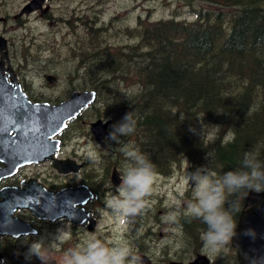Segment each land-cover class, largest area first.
I'll list each match as a JSON object with an SVG mask.
<instances>
[{
	"label": "flooded vegetation",
	"instance_id": "1",
	"mask_svg": "<svg viewBox=\"0 0 264 264\" xmlns=\"http://www.w3.org/2000/svg\"><path fill=\"white\" fill-rule=\"evenodd\" d=\"M88 1L73 0L68 6L65 0H0V42L2 39L7 41L6 49H0V77H5L11 82L12 73L8 70L11 66L22 91L36 104L48 103L51 106H58L71 99L75 92L96 93V100L94 97L77 117L68 120L64 127L62 124L55 126L56 133L48 141L39 142L40 149H45L39 151L41 161L22 164V147L18 143L17 131L11 130L8 135L6 127L0 128V211L13 209L11 217L26 223L25 229L28 231L20 232L16 236L0 234V264H25L23 256L16 253L23 252L22 242L28 243L39 237H46V243L54 244L50 249V254L54 257L52 264H63L65 250L82 249L87 240L93 237L103 241L106 246H112L116 242L124 243L131 249L132 254L139 258L135 264H190L198 259L206 263L200 256H205L209 260L208 264H241L238 248L233 245V239L225 245L224 250L219 251L221 256L217 259L212 255L215 252L204 249L201 237L207 226L187 215L188 205L196 196L191 189L194 188L192 183L178 191L176 201H172L174 197L166 199L169 189L176 190L172 184L177 179V173L189 177V173L194 171L196 166L207 163L210 176L215 177L209 152L204 153L199 163L178 150L176 155L170 158L169 167H172L170 172L164 173L154 169L152 191L145 197L146 206L140 215L118 219L107 207L106 201L118 195L121 185L112 180L114 169H117L122 178L123 170L131 161L119 150L120 146L105 139L110 125L120 120L112 118L109 111L102 115L99 95L105 82L91 80L89 82H96L98 86L88 87L86 77L94 75V72L71 71L70 68L66 71H55V64L63 60L58 49L34 51L35 47L59 46L57 40H40L36 36V31L43 29L46 22L49 24L55 22L64 28L66 26L85 28L87 21H90L89 37L77 43L81 47L102 44L113 46L119 41L123 46L131 45L129 36L132 35L134 38V26L133 30L120 26L115 19L117 15L110 21L102 17L84 21L82 16L75 14L77 11L82 13L83 6ZM114 4L119 7V0H115ZM129 5H136L135 0L127 1L126 6ZM70 9L76 17L74 22L66 18V14H71ZM39 21H42V24H38ZM67 33L63 37V42L61 41L64 46L69 43L65 39ZM15 38L23 44L27 42L17 60L14 55ZM71 54L68 53L65 58L68 63L71 61ZM48 59L51 62H48ZM49 67L51 70H48ZM48 76H53L54 80L50 82ZM39 79L42 80L41 83ZM10 109L11 116L12 106ZM97 122L101 123L102 128L105 126L107 131L99 140L93 129V124ZM194 133L205 132L203 129L194 130ZM8 137L9 141L13 142L12 145L7 144ZM204 137L205 141L212 139L210 133ZM136 139L132 133L122 138V145L130 150L136 145L139 147L135 143ZM62 161L63 167L59 163ZM85 188L92 196L86 198ZM250 191L258 193L263 190ZM248 193L242 189L238 198H230L239 208L234 216L237 225L245 212L261 202V199L250 201L247 198ZM25 194L39 203L45 202L47 217L22 205ZM60 197L69 199L74 207L82 209L87 217L79 216L78 220L71 219L66 214L56 216L51 208L61 203ZM60 211L62 212V209ZM118 221L121 225H118ZM57 229L65 234L66 238L62 243L54 242V237L51 236ZM33 230H36L39 236L29 235L25 241V235L31 234ZM142 257L146 258L145 262L142 261ZM32 264H39V261L34 260Z\"/></svg>",
	"mask_w": 264,
	"mask_h": 264
},
{
	"label": "trees",
	"instance_id": "2",
	"mask_svg": "<svg viewBox=\"0 0 264 264\" xmlns=\"http://www.w3.org/2000/svg\"><path fill=\"white\" fill-rule=\"evenodd\" d=\"M182 1L193 20L177 9L168 19L141 16L131 45L96 54L86 46L85 56L80 46L74 57L93 81H125L112 118L132 111L135 143L155 170L170 172L178 150L199 163L209 152L215 178L245 170L246 154L264 165V0ZM206 125L219 128L217 137L189 130Z\"/></svg>",
	"mask_w": 264,
	"mask_h": 264
},
{
	"label": "clouds",
	"instance_id": "3",
	"mask_svg": "<svg viewBox=\"0 0 264 264\" xmlns=\"http://www.w3.org/2000/svg\"><path fill=\"white\" fill-rule=\"evenodd\" d=\"M135 128L133 113L128 111L120 120L110 125L105 137L106 141L120 146L119 150L131 161L123 170L118 195L106 201L107 207L118 219L142 213L146 206L145 197L151 193L155 178L154 165L149 157L122 145V138L132 134ZM189 130L194 131L191 128ZM205 159L207 160V156ZM241 163L245 170L227 171L220 178L210 176L207 163L196 166L189 173L196 196L188 205L187 215L207 226L201 237L207 251L219 252L237 234L234 216L239 208L230 197L242 189L264 190V165L247 154ZM253 231L246 229L245 234L252 235ZM29 235L39 236V233L33 230L31 234H26L25 241ZM51 236L56 243H62L66 238L60 229ZM45 241L46 237H39L28 243L22 242L24 250L16 254L23 256L25 264H32L34 260L39 261V264H52L54 257L50 254V249L54 244ZM138 259L122 242L106 246L103 241L93 237L87 240L82 249L65 250L63 264H135Z\"/></svg>",
	"mask_w": 264,
	"mask_h": 264
},
{
	"label": "water",
	"instance_id": "4",
	"mask_svg": "<svg viewBox=\"0 0 264 264\" xmlns=\"http://www.w3.org/2000/svg\"><path fill=\"white\" fill-rule=\"evenodd\" d=\"M6 42V39H2L0 42L1 50L6 49ZM8 70L12 73L11 82L5 79V77H0V128L6 127L8 135H10L11 130L17 131V136L19 138L18 143L22 147V164L41 161L39 151H45V149H40L39 142L44 140L48 141L57 131L54 127L59 124H62L63 126L66 125V122L77 115L79 110L88 103L90 99L85 97L87 93L80 94L76 92L72 95L70 100L55 107H49V105L45 103H32L28 99L26 93L22 91L20 83H17L14 69L10 66ZM48 79L52 82L54 77L48 76ZM12 87L14 89H11ZM10 106H12L11 116L9 115V112L11 111ZM53 111L55 112V115H53ZM101 126L100 122L93 124L94 133L98 140L103 138L107 133L106 127L104 126L102 128ZM9 140L8 137L7 144L12 145L13 142ZM59 163L61 167L64 166V161ZM112 180L116 184L121 183V176L116 168L114 169ZM26 194L23 197L22 205L31 208L35 213H40L47 217V205L44 204L45 202L39 203L35 201L36 199L33 200ZM85 194L86 198L92 196L86 188ZM248 198L250 201L252 199H261V202L242 215L236 228L237 234L233 238V245L238 248V258L241 264H264V190L260 193H250ZM60 199L61 203L51 208L52 213L56 216L66 214L69 218L78 220L80 219L79 216L87 217L84 211L75 208L74 204L71 203L69 199L64 197H60ZM65 202L66 204L64 205L63 203ZM76 202L77 200L74 203ZM82 203H84V200ZM61 209L63 213L60 211ZM8 210L9 211L3 210L4 212L0 211V234L8 233L16 236L20 232H28L25 229L27 224L24 222L21 223L16 218H12L11 213L13 209L8 208ZM78 220L74 221L79 222ZM246 229L254 230L253 234L246 235ZM200 258L206 260V263L202 261L200 264H208L209 260L205 256H200ZM197 261L190 264H197Z\"/></svg>",
	"mask_w": 264,
	"mask_h": 264
},
{
	"label": "rangeland",
	"instance_id": "5",
	"mask_svg": "<svg viewBox=\"0 0 264 264\" xmlns=\"http://www.w3.org/2000/svg\"><path fill=\"white\" fill-rule=\"evenodd\" d=\"M65 1L69 6L73 0H65ZM114 1L115 0H89L88 3L83 6L82 13L81 11H77L75 14L77 16H82L84 21H87L91 18L94 19L95 17H99V18L102 17V18H105L107 21H110L111 18H114L117 15L115 19L119 23V25L129 30H133L132 28L134 24L137 23L141 19V16H144L145 18L148 17L151 20L168 19L173 16L172 10L174 9L178 10V15L180 19H187V20L194 19V16L190 14L186 8L181 6V4H183L182 0H135L136 5H129V6H126V3L127 1L130 2L132 0H119V5H118L119 7H116V5L114 4ZM70 12L71 14H66V18H70V21L74 22L76 17L73 15L74 12L72 9H70ZM38 24H42V21H39ZM89 26H91L90 21H87L85 28L82 26L80 27L66 26V28H64V27H60V25H58L55 22H52V24H49L46 22L43 25V29H39L38 31H36V36H38L40 40H45V39L51 40V41L57 40L59 43V46L48 45L44 47H35L34 51H37V52H41L44 50L54 51L55 49H58V51L61 52V58L63 60L55 64L54 66L55 71H64V70L66 71L68 68H70L71 71H86L84 67H80L78 65V60L81 57H78L75 59L74 56L76 52H79V56H81L80 49L78 48L80 46H78L77 43L84 41L85 39L89 37L90 35ZM66 32H68L67 33L68 36L65 37V39L66 41H69V43L67 44V46H64L61 43V41L63 42V37L65 36ZM25 44H27V42L23 44L18 38H15L14 55L16 57V60H17V56L23 53ZM103 45L104 44L97 45V46H87V47L91 49L93 54H96L100 51L98 48H100V46H103ZM113 46H123V45L121 41H119L116 45H113ZM86 52H87V48L85 47L84 53L82 56H85ZM68 53H72L71 61L69 63L67 59H65ZM48 62H51V61L48 59ZM45 63L47 64V62ZM40 65H41V62L39 61V66ZM77 66H78V70H76ZM38 70H41V69H38ZM48 70H51V67H49ZM86 72H92V71H86ZM92 76H96V73L94 72V75L86 77V80L88 81L86 85L88 87L93 86V83L89 82L91 81ZM101 81H104V80H101ZM41 82L42 80L39 79V83ZM104 82L105 83H104V86L101 87L102 90L100 94V108L102 111V115H105L107 111H111L114 109L115 102H114L113 93L117 92L118 87L120 85H125L124 84L125 81L123 80L120 81L119 83H112L106 79ZM96 86H98V84ZM128 86L131 87V89L133 90L135 88L138 89L136 85L128 84ZM218 129L219 128L216 126L206 125L204 126L205 133L204 134L201 133V134L205 136V134L211 133V137L213 139L214 137H217V133L219 132ZM131 150L139 151V147L136 145L135 147H132ZM173 178L174 176H172V179ZM188 183L191 184L190 177H187L183 173L182 175L177 173V179L175 180V183L174 184L171 183L172 186H174L177 191L173 189H169L168 198L166 199L168 200L170 199V197H174V200L172 201H176L178 199V196H177L178 191H182L187 186ZM191 189L193 191V194L196 195L195 187L194 188L191 187ZM118 225H121L120 221H118ZM141 231L145 232V230L143 229H141ZM225 248L226 246L224 245L220 249V252L224 250ZM220 252L219 253L215 252L214 254H212L213 257H216V259L219 258L221 256Z\"/></svg>",
	"mask_w": 264,
	"mask_h": 264
},
{
	"label": "bare ground",
	"instance_id": "6",
	"mask_svg": "<svg viewBox=\"0 0 264 264\" xmlns=\"http://www.w3.org/2000/svg\"><path fill=\"white\" fill-rule=\"evenodd\" d=\"M143 260H144V262H145L146 258H145V257H142V261H143ZM200 262H202L201 259H198L197 264H199Z\"/></svg>",
	"mask_w": 264,
	"mask_h": 264
}]
</instances>
